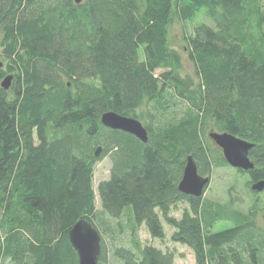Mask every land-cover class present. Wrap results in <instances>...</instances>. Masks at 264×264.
Here are the masks:
<instances>
[{"label":"trees","instance_id":"trees-1","mask_svg":"<svg viewBox=\"0 0 264 264\" xmlns=\"http://www.w3.org/2000/svg\"><path fill=\"white\" fill-rule=\"evenodd\" d=\"M175 17L208 20L186 37L196 76L171 46ZM108 112L139 120L148 142L104 126ZM210 127L255 145L254 169H236L256 197L248 212L179 190L190 156L202 176L230 167L209 148ZM108 155L99 211L94 173ZM259 181L264 0H0V264H79L72 228L85 219L102 235L128 207L155 239L164 219L196 264H264ZM220 223L231 227L214 232ZM135 245L117 248L114 264H175L173 252Z\"/></svg>","mask_w":264,"mask_h":264},{"label":"rangeland","instance_id":"rangeland-1","mask_svg":"<svg viewBox=\"0 0 264 264\" xmlns=\"http://www.w3.org/2000/svg\"><path fill=\"white\" fill-rule=\"evenodd\" d=\"M202 22L208 23V20L204 17H199L194 22H183L175 17L169 27V40L171 46L182 55L184 74L196 76L195 66L190 60L186 49V37L193 32L194 26ZM178 107L180 109L182 106L180 105ZM215 131L214 128L210 127L206 132L207 137H209L211 132ZM208 146L214 154V157L215 155L218 157L220 148L211 138L209 139ZM111 169L112 159L110 155L101 157L95 167L94 191L96 193V207L99 211H101L102 205L98 196V187L102 181L110 178ZM212 170L213 172L210 175L204 176L211 178L204 192V199L221 204H228L231 199H233L235 200V208L244 212H248L254 207L256 197L250 193L249 178L247 176L240 175V173L232 167H213ZM259 198L264 201V192L260 193ZM185 209H189V204L184 202L180 203L173 208L171 215L177 219H181ZM131 211V207L126 208L122 217L111 220L110 231L102 234L108 264L116 263L114 251L117 248L125 247L137 250L135 243H138L139 247L153 246L164 251L173 252L175 254V264H196L194 253L189 247L172 241L174 230L164 219L166 237L164 240H159L151 236L145 225L137 227L131 223L129 218ZM258 220L261 225H264V213L260 212ZM229 227H231V225L228 223H220L214 228V232ZM100 231L102 232L101 229Z\"/></svg>","mask_w":264,"mask_h":264},{"label":"water","instance_id":"water-1","mask_svg":"<svg viewBox=\"0 0 264 264\" xmlns=\"http://www.w3.org/2000/svg\"><path fill=\"white\" fill-rule=\"evenodd\" d=\"M82 0H76L80 3ZM13 76H7L2 82V87L9 90ZM104 126L123 131L138 138L143 143L148 142V131L137 119L124 117L114 112L103 115ZM209 137L222 150L223 155L230 167L250 172L255 164L251 161L249 154L254 144L229 133L211 132ZM101 148L97 150L99 157ZM211 181L210 177H204L199 173L198 165L192 156L188 157L183 177L179 184L181 193L196 198L203 197L204 192ZM255 192L264 191V181H259L252 186ZM69 239L77 251L79 264H99L102 253V235L88 220L79 221L70 231Z\"/></svg>","mask_w":264,"mask_h":264}]
</instances>
